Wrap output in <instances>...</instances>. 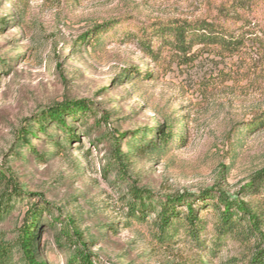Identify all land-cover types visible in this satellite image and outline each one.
<instances>
[{
	"label": "rangeland",
	"instance_id": "1",
	"mask_svg": "<svg viewBox=\"0 0 264 264\" xmlns=\"http://www.w3.org/2000/svg\"><path fill=\"white\" fill-rule=\"evenodd\" d=\"M173 20L219 23L241 38L240 51L201 53L190 65L173 63L168 52L159 63L150 60L135 35ZM109 21L117 23L98 43H79ZM66 100L92 110L69 120L76 136L56 146L63 132L53 126L38 134L35 123ZM262 113L264 0H0V172L22 194L0 218V245L16 242L38 202L49 209L37 242L45 264H67L81 248L95 264H247L253 244L214 243L210 206L200 211L206 228L197 246L179 223L171 242H162L155 213L139 221L127 204L134 188L155 204L205 191L235 199L264 167V128L246 127ZM162 125L180 144L160 150L155 132ZM27 130L33 150L20 142ZM121 134L125 172L111 157L112 138ZM20 257L15 247L11 264Z\"/></svg>",
	"mask_w": 264,
	"mask_h": 264
},
{
	"label": "trees",
	"instance_id": "2",
	"mask_svg": "<svg viewBox=\"0 0 264 264\" xmlns=\"http://www.w3.org/2000/svg\"><path fill=\"white\" fill-rule=\"evenodd\" d=\"M116 23V21H109L94 26L80 37L79 43L91 45L98 43L103 35L113 30ZM134 38L140 51L150 60L159 63L163 53L168 52L172 62L177 65H190L199 58L201 53L207 52L232 57L239 53L242 46L241 38L234 37L219 23L207 20L152 23L145 28H140ZM126 72L129 73L130 70ZM143 76L150 77L151 74L146 72ZM91 110L83 100H66L44 111L36 120V130L38 134H46V131L54 126L63 132L65 139L55 141L58 146L60 142H69L76 136L75 127L69 126L68 121L78 119L81 121L82 117L87 116ZM246 127L250 131L264 128V113L255 117ZM33 134L32 130H27L20 139L22 146L29 150L33 149L28 137ZM136 134L138 132H134L132 136ZM155 134L160 150L169 144H180L183 140V138L175 137L169 129L165 130L163 125L159 126ZM116 136L112 138V162L119 171L125 172L127 153H121L119 147L124 135ZM152 148L156 149V145L153 144ZM8 182L0 172V188L4 186V189L0 191V218H5L11 213L12 198L22 195L16 186ZM130 193L131 198L127 205L132 217L143 221L147 217V212L151 210L155 213V226L162 242H171L175 232L174 226L179 223L184 225V233L188 240L200 246L203 243L201 234L206 228V221L200 217V211L210 206L216 215L213 225L214 243L220 244L227 238H238L245 243H251L254 246V252L247 264H264V200H262L264 199V167L249 177L237 191L235 199H230L220 191H205L198 197L190 194L167 196L164 201L155 204L148 191L134 188L130 190ZM249 199L256 200L252 202L248 201ZM207 201L211 203L208 204ZM195 203H201V205H195ZM179 206L184 207L185 211L178 209ZM46 212H49L46 206L38 202L31 204L18 230L16 242L0 245V264H11L12 251L15 247L20 253L21 264H45L37 259V242L45 226L43 214ZM74 234L77 235V233ZM66 238L70 240L68 235ZM67 264L95 263H92L88 253L81 248L67 261Z\"/></svg>",
	"mask_w": 264,
	"mask_h": 264
}]
</instances>
